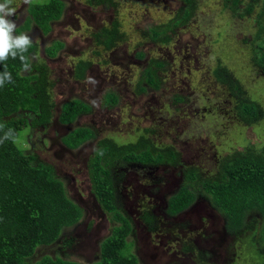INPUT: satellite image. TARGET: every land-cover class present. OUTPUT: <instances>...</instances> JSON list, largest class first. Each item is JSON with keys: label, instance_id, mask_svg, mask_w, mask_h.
I'll list each match as a JSON object with an SVG mask.
<instances>
[{"label": "rangeland", "instance_id": "1", "mask_svg": "<svg viewBox=\"0 0 264 264\" xmlns=\"http://www.w3.org/2000/svg\"><path fill=\"white\" fill-rule=\"evenodd\" d=\"M63 1V14L52 22L50 32L43 34L35 26L21 32L37 44L33 61L45 69L46 89L56 107L49 123L24 126L14 142L52 164L83 215L63 228L55 242L36 248L32 260L43 254L85 264L97 259L99 243L114 223L91 192L90 159L102 139L138 151L139 141L148 138L156 149L175 151V160L156 165L124 162L114 168L122 208L133 226L127 249L138 264H264L259 250L264 238L257 233L260 218L252 229L231 235L204 196L175 216L164 211L165 199L179 186L184 169L193 168L201 179L213 177L223 158L264 142V114L249 122L239 116L237 105L245 96L264 109V74L253 63L256 48L251 43L264 0H255L250 12L245 9L250 0H241L236 11L222 0H195L188 20L177 25L171 22L183 0ZM28 4L12 0L16 12L9 19L16 27ZM114 23L117 41L109 48L97 44L96 34ZM164 24L169 27L158 40L151 39V27ZM56 40L63 46L48 56L45 48ZM78 61L85 67L75 77ZM148 66H153L157 87L144 79L142 71ZM237 81L240 90L231 91L229 84ZM107 92L116 95L115 103L105 101ZM73 98L91 109L70 124H60L58 108ZM81 126L91 128L95 136L77 148H66L59 137ZM145 212L155 216L154 231L144 221Z\"/></svg>", "mask_w": 264, "mask_h": 264}, {"label": "trees", "instance_id": "2", "mask_svg": "<svg viewBox=\"0 0 264 264\" xmlns=\"http://www.w3.org/2000/svg\"><path fill=\"white\" fill-rule=\"evenodd\" d=\"M94 1L98 4H112V0ZM250 1L245 7L249 12L255 0ZM183 2L171 22L173 25L186 22L195 9V0ZM240 2L222 0L223 5L231 11H236ZM64 7L63 0L31 1L23 22L16 27V33L20 34L35 26L47 34L51 31L52 22L62 16ZM262 11L258 13L251 43L256 48L252 50L253 63L264 74V6ZM168 27L169 24L151 27V39L158 40L160 33ZM115 41V23L111 27H103L96 34L97 44L104 48L111 47ZM62 46V42L53 41L45 48V52L52 57ZM36 52L37 44L32 41L25 53L30 58V72L22 69L18 57L13 59L9 56L6 61L0 62V72L6 66L12 76L11 83L5 82L0 87V264H85L48 254L36 260L31 258L36 248L55 242L63 228L77 223L83 215V208L68 197L64 183L57 177L52 164L39 160L31 151L20 149L14 142V135L24 126L34 128L49 123L56 107L46 89L48 83L45 69L34 64ZM137 56L141 58L143 53L137 52ZM151 62L162 65L161 61ZM84 67L85 63L77 62L75 77L80 76ZM152 67H145L142 74L147 84L157 87ZM218 68L215 71L219 74L222 71ZM221 80L229 82L226 78ZM229 87L231 91L240 90L238 81L229 84ZM140 88L144 90V87ZM175 98L180 100L181 97ZM105 101L115 103L116 95L107 92ZM237 105L239 116L249 122L264 114L257 100L243 96L238 99ZM90 109V105L79 98L64 101L58 108L57 121L63 125L70 124ZM9 130L12 134L5 138ZM94 136L91 128L81 126L72 128L61 135L59 140L66 148L73 149ZM139 142L142 149L135 151L132 145L114 146L109 140L102 139L90 159L91 192L101 210L109 214L114 224L110 233L99 243L97 259L88 264H138L137 256L127 249V237L133 231V226L122 208L114 168L124 162L150 165L170 163L177 156L171 149H156L148 138H142ZM199 196H204L209 205L221 214L229 234L236 235L252 229L260 218L262 221L257 233L264 238V142L260 147L247 145L242 153L223 158L219 172L213 177L201 179L193 168L184 169L179 186L165 199L164 211L168 216H175L189 208ZM143 218L151 231H154L155 216L145 212ZM259 250L264 257V245H260Z\"/></svg>", "mask_w": 264, "mask_h": 264}, {"label": "clouds", "instance_id": "3", "mask_svg": "<svg viewBox=\"0 0 264 264\" xmlns=\"http://www.w3.org/2000/svg\"><path fill=\"white\" fill-rule=\"evenodd\" d=\"M25 3H30V0H24ZM12 0H3L0 3V62L6 61L9 56L13 59L19 58L24 71L30 72V58L25 55L32 45V39L28 34H16V23L9 19L16 12L14 7H11ZM5 82H12L11 73L5 70L0 72V87H3ZM11 130L5 133V138L11 136Z\"/></svg>", "mask_w": 264, "mask_h": 264}, {"label": "flooded vegetation", "instance_id": "4", "mask_svg": "<svg viewBox=\"0 0 264 264\" xmlns=\"http://www.w3.org/2000/svg\"><path fill=\"white\" fill-rule=\"evenodd\" d=\"M186 210V209H185Z\"/></svg>", "mask_w": 264, "mask_h": 264}]
</instances>
